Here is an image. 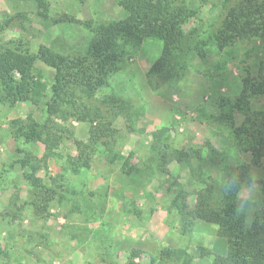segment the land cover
Returning a JSON list of instances; mask_svg holds the SVG:
<instances>
[{
	"label": "rangeland",
	"instance_id": "374dc122",
	"mask_svg": "<svg viewBox=\"0 0 264 264\" xmlns=\"http://www.w3.org/2000/svg\"><path fill=\"white\" fill-rule=\"evenodd\" d=\"M39 1L0 0V47L37 55L48 46L84 57L103 26L126 16L120 0ZM193 1L199 18L183 24L186 36L172 48L156 38L125 46L122 68L108 85L94 92L68 88L60 112L46 111L56 71L40 60L35 74L47 84L43 102L0 100V264H158L160 247L189 254L188 262L168 264H213L214 254L227 256V238L217 224L193 216L185 223L175 204L181 189L191 211L200 189L225 186L210 147L223 153L222 165L247 166L239 212L248 223L262 213L264 156L255 163L233 137L234 123L247 117L237 111L228 124L219 116L248 71L264 74V42L242 39L223 50L196 43L208 39L234 0ZM166 52L171 56L162 65ZM186 60L184 72L171 73ZM251 107L250 117L260 116L264 99L254 98ZM35 124L42 138L28 140ZM102 126L115 133L117 158L97 144L90 168L73 170L80 145ZM164 144L169 152L162 158ZM192 148L201 156L178 159L177 151ZM28 174L39 178L38 187Z\"/></svg>",
	"mask_w": 264,
	"mask_h": 264
},
{
	"label": "trees",
	"instance_id": "16d2710c",
	"mask_svg": "<svg viewBox=\"0 0 264 264\" xmlns=\"http://www.w3.org/2000/svg\"><path fill=\"white\" fill-rule=\"evenodd\" d=\"M39 2L44 4L41 0ZM120 5L126 10V16L103 26L84 57L68 58L48 46H41L37 55L0 47V100L11 104L20 101L35 104L43 102L47 84L35 74L36 62L40 60L56 71L52 85L53 97L46 101V111L53 115L63 109L61 100L68 98V88L94 92L108 85L110 76L122 68L125 46H139L147 38H156L163 40L168 49L172 48L186 36V32L182 30L183 24L193 17L199 18V11L193 0H120ZM227 8L219 14L216 21L218 25L209 32L208 39L196 43L206 45L209 42L223 50L242 39L257 38L264 42V0H234ZM195 35L190 38L193 39ZM170 56V52L164 53L159 62L166 64ZM184 64L174 66L171 73L184 72L187 60ZM257 97L264 99V74L254 75L248 71L240 93L235 99L225 100L221 104L223 109L219 116L220 120L229 124L234 123L237 111L246 115L247 118L241 125L234 123L233 137L241 150L252 153L255 163H259L264 156V110L259 111L258 117L251 118L249 115L251 103ZM37 126L35 124L31 127L27 134L28 140L42 138ZM103 127L93 129L90 141L80 145L79 155L70 163L73 170L90 168L91 152H95L97 144L104 145L110 154L114 153L112 160L117 158L118 154L114 150L115 133L111 127ZM49 141L50 139L47 143ZM55 141L53 139L52 142ZM168 148V144L159 148L162 158L168 155ZM209 149L210 160L220 166L219 172L224 173L225 186L219 191L215 185L200 189L198 203L191 211L187 201L188 194L181 189L175 199L176 207L185 223L190 222L189 217L193 216L217 224L220 234L227 238V256L214 254L213 264H264V209L262 213L257 211L250 223L246 213L238 210L240 193L249 172L247 166L222 165L220 156L223 153L214 147ZM197 156H201L200 148L177 151L180 161ZM21 162L27 164V160ZM28 178L33 185L39 186L36 175L28 174ZM200 249L202 255L210 254L207 248ZM183 257L186 262L189 261V254L185 249L160 247L157 254L158 264H168L173 258ZM128 264L137 263L132 260Z\"/></svg>",
	"mask_w": 264,
	"mask_h": 264
}]
</instances>
